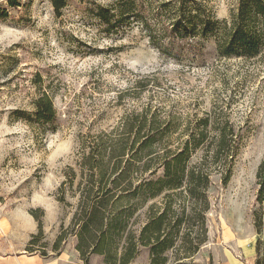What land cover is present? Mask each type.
I'll return each mask as SVG.
<instances>
[{
	"label": "rangeland",
	"instance_id": "rangeland-1",
	"mask_svg": "<svg viewBox=\"0 0 264 264\" xmlns=\"http://www.w3.org/2000/svg\"><path fill=\"white\" fill-rule=\"evenodd\" d=\"M204 1L218 19H229L237 4ZM126 3L67 0L57 12L51 0L17 7L0 0L7 14L0 17V264H105L103 255L85 259L76 248L87 186L107 188L130 165L134 189L151 174L142 163L157 164L205 129L190 164L225 129L234 158L227 183L211 175L208 240L194 264H256L257 240H264V224L259 233L255 221L262 210L264 55L219 59L210 44L205 63L169 56L133 17L114 27L100 18L101 8L126 12ZM44 95L54 101L52 121L35 114ZM163 199L142 191L134 197L127 230L139 234ZM149 256L140 247L131 264H148Z\"/></svg>",
	"mask_w": 264,
	"mask_h": 264
},
{
	"label": "trees",
	"instance_id": "trees-1",
	"mask_svg": "<svg viewBox=\"0 0 264 264\" xmlns=\"http://www.w3.org/2000/svg\"><path fill=\"white\" fill-rule=\"evenodd\" d=\"M21 2L9 0L12 7L20 6ZM51 2L60 12L67 0ZM126 5V12L120 6L114 10L101 8L99 16L112 27L124 17H133L156 47L177 59L205 63L210 44L214 45L219 59L250 60L264 55V0H237L229 19H218L204 0H146L140 5L136 0H127ZM151 14L156 16L154 22L149 20ZM4 16L7 14L0 12V17ZM35 105L39 119L52 121L56 117L50 96L44 95ZM208 121L206 119L204 123L207 125ZM205 130L190 134L181 147L169 150L157 164L142 163L139 168L151 171V174L134 189L128 180L130 165L107 188L87 186L88 195L77 214L76 248L83 258L88 259L90 254L97 253L104 256L105 264H131L140 247H147L148 264H194V256L208 240L206 213L210 202L207 191L211 175L217 171L227 183L232 175L234 158L229 132L225 129L213 139V145L207 146V153L201 160L190 164L193 152L204 144ZM158 167L161 168L159 175ZM259 178L258 200L262 210L255 213V221L261 233V224H264V162ZM126 179L128 181L123 182ZM141 191L148 197L163 194L165 203L162 210L151 206L146 222L139 234H135L131 229L127 230L125 216L131 214V201ZM176 196L180 199L174 206ZM39 228L42 234V224ZM61 240L62 236L54 250H60ZM256 250V264H264V240L261 238L257 240Z\"/></svg>",
	"mask_w": 264,
	"mask_h": 264
}]
</instances>
